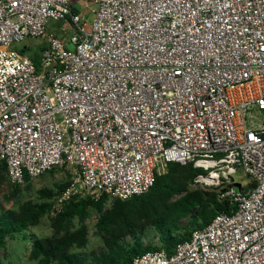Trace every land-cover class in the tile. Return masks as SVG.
<instances>
[{
    "label": "built area",
    "instance_id": "2783aa9c",
    "mask_svg": "<svg viewBox=\"0 0 264 264\" xmlns=\"http://www.w3.org/2000/svg\"><path fill=\"white\" fill-rule=\"evenodd\" d=\"M77 1L0 0L11 182L71 168L58 214L76 199L142 196L168 164L192 163L204 172L194 185L222 189L234 209L132 264H264V0H95L90 18ZM63 21L69 41L50 29ZM39 40L37 66L23 51Z\"/></svg>",
    "mask_w": 264,
    "mask_h": 264
},
{
    "label": "trees",
    "instance_id": "16d2710c",
    "mask_svg": "<svg viewBox=\"0 0 264 264\" xmlns=\"http://www.w3.org/2000/svg\"><path fill=\"white\" fill-rule=\"evenodd\" d=\"M31 58L38 66L40 55ZM2 166L7 171L6 165ZM202 173L203 170L192 163H170L167 172L157 176L148 193L127 201L117 200L112 210L101 213L96 225V234L103 239V247L89 253L84 252L88 245V228L84 225L76 231L70 228L75 219L82 224L85 222L89 208L102 211V203L108 197L97 202L86 198L66 203L53 220L57 235L33 238L31 259L38 264H132L149 251L172 254L177 245L190 240L195 230L207 227L218 214L234 209L229 201L219 202L216 195L201 191L188 192L173 200ZM67 185L57 187L56 191H40L39 202H26L19 211L4 210L0 203V248L7 246L8 239L39 225L51 213L54 198ZM183 219L187 220L185 224ZM147 227L158 231L159 246L144 244Z\"/></svg>",
    "mask_w": 264,
    "mask_h": 264
},
{
    "label": "rangeland",
    "instance_id": "374dc122",
    "mask_svg": "<svg viewBox=\"0 0 264 264\" xmlns=\"http://www.w3.org/2000/svg\"><path fill=\"white\" fill-rule=\"evenodd\" d=\"M88 1L89 3H95V0H78L76 3V8L79 13L83 15L87 13V16L92 13L91 10V12H87ZM92 9L96 10V5L93 4ZM53 24L55 26L53 29H51L52 32H54L57 36L69 41L71 36L74 34V29L71 23L69 21H63ZM45 46L46 42L43 40H39L33 43V50L31 52H28L27 50L24 54H26L28 57H32L33 55L41 52V47ZM252 116H254V126L257 127L260 124V120H262L263 116L258 112H253ZM72 175L73 171L69 167L55 168L37 179L26 181V183L23 185H17L11 182L7 171H5L3 169V166L0 165L1 208L4 210L19 211L21 205L25 204L26 202H39L40 191L46 189L56 191L57 187L61 185H69L72 181ZM242 176L244 175L240 174L236 177V179L242 182ZM195 179L189 182L186 191H183L182 194H180L173 200L175 201L176 199L181 198L188 192L201 191L209 193L211 195H216L219 202L223 201L221 197L222 189H216L214 187L208 186H196L194 185ZM116 202L117 200L115 199L107 198L102 203V211L99 212V210L94 207L89 208L88 216L83 224L79 221V219H75V221L73 222V225L70 228L72 231H76L83 225L88 228V245L86 249H84V252L89 253L92 251H98L103 247V239L96 234V225L101 213L112 210ZM56 216L57 212L53 204L51 213L44 217L39 225L31 227L27 232L18 234L12 239H8L7 246L5 248H0V264H38L37 261L31 259L33 238L55 237L57 234L56 230L53 227V220L54 218H56ZM186 222L187 220H182L183 224H185ZM144 233L145 245H147L148 243H153L154 245L159 246L161 244L158 237V231L153 227H147ZM126 240H130V238H127Z\"/></svg>",
    "mask_w": 264,
    "mask_h": 264
},
{
    "label": "crops",
    "instance_id": "0c3cea01",
    "mask_svg": "<svg viewBox=\"0 0 264 264\" xmlns=\"http://www.w3.org/2000/svg\"><path fill=\"white\" fill-rule=\"evenodd\" d=\"M93 4L95 5V3H89V1H88V7H87V12L89 13V12H91L92 11V7H93ZM75 8H76V4H75ZM76 10H77V8H76ZM91 10V11H90ZM78 11V10H77ZM79 12V11H78ZM87 14V13H86ZM86 14H84L85 16H87ZM83 15V14H82ZM87 17H93V15H92V13H90V15L89 16H87ZM54 24H52L51 25V27H50V29H53L54 28ZM52 31V30H51ZM42 49H43V47H41V51H42ZM41 54V52H39V53H37L36 55H40ZM36 55H33V56H36Z\"/></svg>",
    "mask_w": 264,
    "mask_h": 264
}]
</instances>
